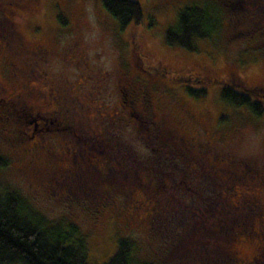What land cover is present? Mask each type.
<instances>
[{"label":"rangeland","instance_id":"1","mask_svg":"<svg viewBox=\"0 0 264 264\" xmlns=\"http://www.w3.org/2000/svg\"><path fill=\"white\" fill-rule=\"evenodd\" d=\"M18 1L0 0V24L13 22L22 35L19 52L0 41V101L33 105V117L45 119L42 94L60 119L55 125L47 117L48 130L31 135L29 118L17 123L1 108L0 156L8 165L0 169V194H16L51 225H71L89 264L105 263L120 238L133 242L136 264H196L182 248L197 240L218 244L229 264H251L264 245V12L250 37L232 36L221 13V31L185 50L167 45L163 34L179 11L204 0H134L141 21L123 29L100 0H27L25 8ZM241 1L264 10V0ZM39 44L49 56L31 51ZM43 84L55 85L52 96ZM226 84L261 87L262 114L221 100ZM187 87L205 93L194 97ZM160 114L194 144L175 145ZM241 163L253 173L234 184L230 172ZM244 206L259 219L248 225L254 233L219 236L217 226L232 214L242 218Z\"/></svg>","mask_w":264,"mask_h":264},{"label":"trees","instance_id":"2","mask_svg":"<svg viewBox=\"0 0 264 264\" xmlns=\"http://www.w3.org/2000/svg\"><path fill=\"white\" fill-rule=\"evenodd\" d=\"M100 3L107 14L116 20L120 29L129 24L137 25L141 21L142 10L134 0H100ZM241 4V0H223V3L222 0H204L199 5L185 7L179 11L175 24L165 30L163 40L167 45L193 50L197 40L210 39L213 34H218L221 31V13L227 14L228 25L232 26L237 33L231 34L232 36H254L256 28L253 26L259 24V20L263 18L261 12L264 10H250ZM250 5L253 3L251 2ZM58 20L65 24L60 17ZM249 27L251 28L249 29ZM122 89L125 92L124 88ZM186 90L194 97L205 93L204 88L187 87ZM260 92L258 88L244 92L241 88L226 84L219 89V97L230 105L243 106L254 116H260L263 112V105L258 98L263 95ZM153 124L159 127L158 123ZM168 137L170 138L169 135ZM174 144L178 145V143ZM7 165V159L0 156V169ZM241 166L240 171L235 170L236 166H233V170L230 172L233 176L230 178L235 179L234 184L240 183L242 176H250L249 173H253L250 165L241 163ZM210 168L213 170L212 167ZM226 186L228 188L234 185L229 183ZM241 194L246 195L245 192ZM243 208L242 218L232 214L229 215L228 221L217 226L219 236H235L238 231L247 235L254 233L253 229V231L251 228L249 230L248 225L255 220L259 224V219L252 207L244 206ZM64 229L67 230L64 231ZM260 232L264 234V228H261ZM184 234L187 235V233L176 234V244L181 243V239L186 236ZM202 235L209 236L208 234ZM253 236H257V234L255 233ZM260 242L264 244V237L260 236ZM190 245L191 247H188L187 244L182 248L186 251V254L183 252V255L187 261L192 260L196 264H229L218 244L207 246L200 244V241L197 240L193 249L194 245L192 243ZM134 249L132 241L128 238H120L117 240L115 252L103 264H136L133 260ZM257 252L255 259L264 263V245H261ZM0 264L89 263L86 258L84 239L77 235L71 225H51L37 212L32 211L19 196L12 192L2 191L0 194Z\"/></svg>","mask_w":264,"mask_h":264},{"label":"flooded vegetation","instance_id":"3","mask_svg":"<svg viewBox=\"0 0 264 264\" xmlns=\"http://www.w3.org/2000/svg\"><path fill=\"white\" fill-rule=\"evenodd\" d=\"M18 2H19L20 5H22V7L25 8V6H27V2L28 1L27 0H20ZM2 24H0V31L2 33V37H0V41L3 43L5 48L13 47L14 43H16L17 44L16 47H17V50L19 52V49H21L20 43H19L20 39H22L21 33L15 28V25H14L13 22L10 23L9 27H8V24H5V25H2ZM24 45H25V43H24ZM22 49L25 50V48H22ZM31 51L37 53V55L46 56V57L49 56V51L47 50V48L42 47L40 44L39 45H35L31 49ZM33 55H35V54H33ZM2 62L4 63V61H2ZM5 62L9 66V69H11V66H13V63L11 61L10 62L5 61ZM2 65H4V64H2ZM16 69H19V70H17L16 73H14V74H18L17 72H19V75H24L23 73L26 72V71H24V68H21V67H16ZM27 74H28L27 78H29L30 74L29 73H27ZM45 79H47V78H45ZM44 83H45V80H44ZM53 84H50L49 86L47 84H43L42 87L41 86L40 87L44 88V90H46L48 92V95H51L52 91L54 92V88H55V85H53ZM256 88L259 89L261 87H256ZM72 90H74V87H73ZM2 91H4V88L0 85V92H2ZM33 91L36 92L37 90L33 89ZM120 93H121V96H122L121 98L122 99L127 97L126 94H129L127 92H124L123 89H122V91L119 90V94H118L119 96H120ZM133 93H136V94H134V96L140 97V100H142V98L144 97V95H142L139 91L135 90ZM133 93H130L132 97H133ZM132 97L129 96L130 100H128V101H132L133 100V99L131 100ZM69 98H75V97L74 96H70ZM119 99H120V97H119ZM41 100L43 101L42 102V107L44 108L43 112H44L45 116H47L48 118L53 116L54 120H49L50 123H52V121H54L55 125H58V123H59L57 121V118H59L58 111L53 110L51 107L49 108V103L45 99V96H43L42 94H41ZM61 101H62L61 99L58 100V102H61ZM147 101H148L147 97L143 99V103H144L143 108H145V109L147 108L146 105H148ZM3 107L6 110H9V111L12 112V114L14 115V118H15V122H17V123H21L22 124V123H24V121H26L29 118V120H27V122H33V124H34V127H33L34 131L32 132L31 135L35 134L38 131H42L43 129L47 128V125H45V123H44V121L47 120L46 119L47 117H45V119L41 118V117H38V118L37 117H33V113H34V106L33 105H27L26 103H22L19 100L18 101L17 100L16 101L9 100L8 103L3 102V104L0 101V110ZM63 109H64V107H63ZM98 112H97V115H98ZM160 115H162V114H160ZM82 117H83V115L80 116V118H79L80 121L82 120L81 119ZM94 117L97 119L95 114H94ZM157 122L160 124V126L163 129L166 130L167 134L170 136L169 139H172V142H174L176 144L177 143L178 144L179 143H183V144H186V145L194 144V142L192 140V137H191V135H190V133L188 131L183 130V129L174 128V127H171V128L168 129L167 128V124H166L165 115L160 116L158 118ZM47 123H49V122H47ZM38 124H39V127H36ZM46 130H48V129H46ZM49 130H51V129H49ZM53 130L57 131L58 128H54ZM27 139L30 140V137L29 138L27 137ZM66 152L68 153V149H67ZM234 166H236V164ZM257 254H258V252H257ZM257 254H255V256ZM255 256H254L253 260L251 261V263L252 262L253 263H262V261L260 262L259 260H256Z\"/></svg>","mask_w":264,"mask_h":264}]
</instances>
